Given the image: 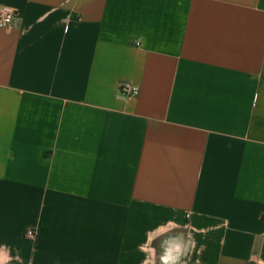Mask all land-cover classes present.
I'll return each instance as SVG.
<instances>
[{"label":"crops","instance_id":"0c3cea01","mask_svg":"<svg viewBox=\"0 0 264 264\" xmlns=\"http://www.w3.org/2000/svg\"><path fill=\"white\" fill-rule=\"evenodd\" d=\"M0 6V264L264 262V0Z\"/></svg>","mask_w":264,"mask_h":264},{"label":"built area","instance_id":"2783aa9c","mask_svg":"<svg viewBox=\"0 0 264 264\" xmlns=\"http://www.w3.org/2000/svg\"><path fill=\"white\" fill-rule=\"evenodd\" d=\"M17 13L14 9L7 6H0V28H9L13 25ZM123 93L128 96L136 95L139 91V86L123 87ZM27 239L34 240L36 233L29 230L26 234ZM251 264H264V262H252Z\"/></svg>","mask_w":264,"mask_h":264}]
</instances>
